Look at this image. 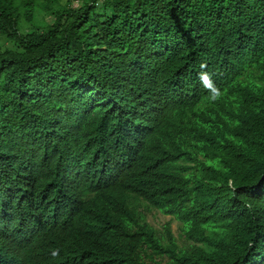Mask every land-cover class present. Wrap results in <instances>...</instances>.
Wrapping results in <instances>:
<instances>
[{"label": "trees", "instance_id": "trees-1", "mask_svg": "<svg viewBox=\"0 0 264 264\" xmlns=\"http://www.w3.org/2000/svg\"><path fill=\"white\" fill-rule=\"evenodd\" d=\"M0 37V264H264V0H0Z\"/></svg>", "mask_w": 264, "mask_h": 264}, {"label": "rangeland", "instance_id": "rangeland-1", "mask_svg": "<svg viewBox=\"0 0 264 264\" xmlns=\"http://www.w3.org/2000/svg\"><path fill=\"white\" fill-rule=\"evenodd\" d=\"M77 2L73 3V6H76ZM53 17L49 14H45L43 11L38 10L37 14L34 18V25L36 26H44L45 24L52 22ZM30 24L23 21L22 22V30L27 31L30 28ZM0 45L2 48L5 46H9L10 44L6 42L3 37H0ZM147 220L157 229L162 230L163 225L166 222L170 223V228L174 236L176 237L179 244H183L184 239L181 235L179 222L168 215L161 213L156 209H151L147 212Z\"/></svg>", "mask_w": 264, "mask_h": 264}, {"label": "clouds", "instance_id": "clouds-1", "mask_svg": "<svg viewBox=\"0 0 264 264\" xmlns=\"http://www.w3.org/2000/svg\"><path fill=\"white\" fill-rule=\"evenodd\" d=\"M201 67H206L205 64H201ZM200 80L205 87V89H208L210 93L215 96V94L218 92V88L214 86V84L211 81L210 75L207 72H201L200 74ZM56 254V253H54Z\"/></svg>", "mask_w": 264, "mask_h": 264}]
</instances>
